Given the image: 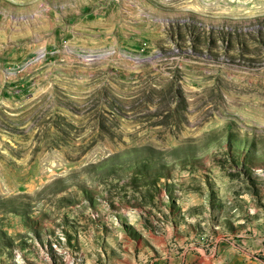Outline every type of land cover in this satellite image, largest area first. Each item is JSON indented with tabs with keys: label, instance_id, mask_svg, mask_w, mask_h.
I'll use <instances>...</instances> for the list:
<instances>
[{
	"label": "rangeland",
	"instance_id": "obj_1",
	"mask_svg": "<svg viewBox=\"0 0 264 264\" xmlns=\"http://www.w3.org/2000/svg\"><path fill=\"white\" fill-rule=\"evenodd\" d=\"M0 264H264V0H0Z\"/></svg>",
	"mask_w": 264,
	"mask_h": 264
}]
</instances>
